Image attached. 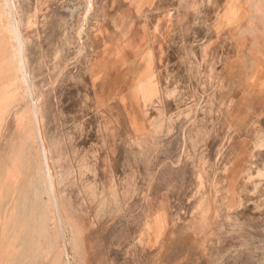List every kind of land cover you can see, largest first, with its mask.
<instances>
[{"label": "rangeland", "instance_id": "374dc122", "mask_svg": "<svg viewBox=\"0 0 264 264\" xmlns=\"http://www.w3.org/2000/svg\"><path fill=\"white\" fill-rule=\"evenodd\" d=\"M0 264H264V0H0Z\"/></svg>", "mask_w": 264, "mask_h": 264}, {"label": "bare ground", "instance_id": "6f19581e", "mask_svg": "<svg viewBox=\"0 0 264 264\" xmlns=\"http://www.w3.org/2000/svg\"><path fill=\"white\" fill-rule=\"evenodd\" d=\"M2 7V6H1ZM13 7H12V11H13ZM13 13V12H12ZM14 27V26H13ZM20 35H22L21 33H19V29L16 27L15 30H14V37L18 40V49H19V53H20V57H19V63H20V69L22 71V74H25L26 73V69H27V65H26V59L24 58V55H23V49H22V44L20 42ZM4 38V37H3ZM22 38V37H21ZM16 40V41H17ZM4 41V47L7 46V42L5 40ZM20 71V70H19ZM28 75V74H27ZM29 86V85H28ZM30 91V90H29ZM33 98V97H32ZM33 103H35V105L37 106V104L39 103V98H33ZM35 106V107H36ZM39 109V108H38ZM37 110V109H35ZM39 111V110H38ZM36 111V118L37 120H39V123H40V120L43 119L41 117L40 119V114L39 112ZM43 122V121H41ZM38 123V124H39ZM43 131H41V129L39 128V136H40V145L42 147V151H43V163H44V169H45V175L47 177V179L49 180L50 184H51V190L53 191V193L57 190V183H56V175H55V168L53 166V161H52V156L50 154V149H49V145L46 143V140L44 139L43 137ZM50 190V191H51ZM54 195V194H53ZM20 202H21V199H20ZM56 203V202H55ZM59 203V202H58ZM61 203V202H60ZM60 205V204H59ZM61 206V205H60ZM15 207H16V204H15ZM16 209V208H15ZM62 212V211H61ZM63 214V213H62ZM14 218V217H13ZM65 218V217H64ZM65 220V219H64ZM13 224V222H12ZM8 238V237H7ZM17 244V243H16ZM18 246V244H17ZM18 256V255H17Z\"/></svg>", "mask_w": 264, "mask_h": 264}, {"label": "crops", "instance_id": "0c3cea01", "mask_svg": "<svg viewBox=\"0 0 264 264\" xmlns=\"http://www.w3.org/2000/svg\"><path fill=\"white\" fill-rule=\"evenodd\" d=\"M237 66H238V64H237Z\"/></svg>", "mask_w": 264, "mask_h": 264}]
</instances>
